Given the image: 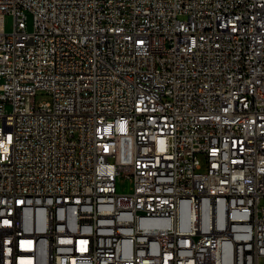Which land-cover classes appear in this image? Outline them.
Masks as SVG:
<instances>
[{
	"label": "built area",
	"instance_id": "1",
	"mask_svg": "<svg viewBox=\"0 0 264 264\" xmlns=\"http://www.w3.org/2000/svg\"><path fill=\"white\" fill-rule=\"evenodd\" d=\"M0 264H264V0H0Z\"/></svg>",
	"mask_w": 264,
	"mask_h": 264
},
{
	"label": "rangeland",
	"instance_id": "2",
	"mask_svg": "<svg viewBox=\"0 0 264 264\" xmlns=\"http://www.w3.org/2000/svg\"><path fill=\"white\" fill-rule=\"evenodd\" d=\"M10 21H11V19L9 17H7L6 18L7 28L10 25ZM30 23H31V21H30ZM29 28H30V25L28 26V29ZM47 101H49V97H47L44 94H37L34 97V104H35V106H37L41 102H47ZM116 190L118 192H128L130 190V183H129V181L127 179L123 178V177L117 178V181H116Z\"/></svg>",
	"mask_w": 264,
	"mask_h": 264
}]
</instances>
